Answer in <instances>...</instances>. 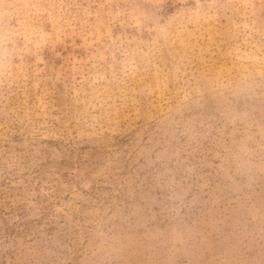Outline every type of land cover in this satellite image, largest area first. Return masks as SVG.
<instances>
[{
    "label": "rangeland",
    "instance_id": "1",
    "mask_svg": "<svg viewBox=\"0 0 264 264\" xmlns=\"http://www.w3.org/2000/svg\"><path fill=\"white\" fill-rule=\"evenodd\" d=\"M0 264H264V0H0Z\"/></svg>",
    "mask_w": 264,
    "mask_h": 264
}]
</instances>
